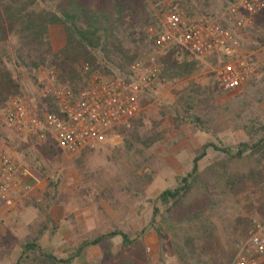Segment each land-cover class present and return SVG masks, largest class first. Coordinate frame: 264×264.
Here are the masks:
<instances>
[{
    "label": "rangeland",
    "instance_id": "1",
    "mask_svg": "<svg viewBox=\"0 0 264 264\" xmlns=\"http://www.w3.org/2000/svg\"><path fill=\"white\" fill-rule=\"evenodd\" d=\"M148 12L159 19L162 32L167 18L175 12L213 29H232L226 23L225 0H170L159 7L150 4ZM236 36L238 50L250 57L253 72L249 81L236 91H221L216 71L223 59L218 54L197 58L189 53V59L199 63L193 75L188 80L158 84L142 100L139 117L148 129L161 132L163 140L139 156L128 152L123 137L117 135L71 154L62 150L46 129L35 135L23 134L0 118V151L11 155L19 169L29 173L31 183L29 194L13 210L0 215V264H15L28 241H38L50 256L66 258L84 241L116 229L130 232L136 239L152 221V201L175 188L177 178L191 171L203 145L212 142L237 147L249 141L245 126L256 121L264 124V14ZM50 39L55 52L62 49L64 28L51 27ZM157 55L162 54L155 48L145 60ZM51 71L55 70L41 69L32 80L25 70H14L35 111H41L40 82ZM192 98L194 103H188ZM176 115L187 123L176 127L172 122ZM196 117L203 124H192ZM249 166L246 161H231L209 149L200 171L213 167L220 174H233L246 172ZM143 174L152 175L153 180L141 187L136 182ZM49 182L57 185L51 190L53 199L45 195ZM137 188L142 190L140 195H136ZM196 202L200 209L205 208L202 214L188 206L175 215L160 207L156 217L159 230L126 250L125 257L137 264H184L180 258L191 248L186 240L194 238L200 242L192 246L206 252L195 264H227L237 245L264 222V183L248 185L238 195L222 194L214 204ZM111 245L117 257L123 247L121 238L111 240ZM104 263V246L98 245L86 248L74 264ZM24 264L51 263L32 254Z\"/></svg>",
    "mask_w": 264,
    "mask_h": 264
},
{
    "label": "trees",
    "instance_id": "2",
    "mask_svg": "<svg viewBox=\"0 0 264 264\" xmlns=\"http://www.w3.org/2000/svg\"><path fill=\"white\" fill-rule=\"evenodd\" d=\"M167 1L170 0H0V111L12 98L24 97L19 77L14 73L19 68L32 80H36L41 69L55 70L58 84L74 95L88 88L93 75L115 77L116 72L129 75L130 67L136 61L151 57L157 48V36L162 34L159 19L148 12V6L159 7ZM53 26L64 28L65 45L58 52L53 50L50 39ZM151 28L157 36L149 33ZM188 54L183 49L171 48L154 57L153 64L160 68V83L188 80L193 75L199 63L189 59ZM148 62L151 63V59ZM45 102L49 113L62 117L54 99ZM188 103H194V99ZM179 116L172 119L176 127L187 123ZM195 120L191 123L203 124L199 117ZM244 131L249 141L237 147L218 146L212 142L203 145L192 161L191 171L177 178L175 188L165 190L152 201L155 205L152 221L138 232L136 239H132L130 232L116 229L84 241L66 258L50 256L38 241H28L22 246L21 256L15 264H24L32 254H38L51 264H74L86 248L98 245L104 246V264H137L128 260L125 252L151 231L159 230L156 217L160 207L174 215L183 206L202 214L205 208L200 209L199 202L196 204L195 201L214 204L222 194L238 195L248 185L264 183V124L256 121L245 126ZM116 135L123 137L125 148L137 156L163 140L161 132L147 128L142 116L132 121L131 129L120 128ZM209 149L231 161H246L250 165L248 171L220 174L213 167L200 171V162L207 157ZM137 177L136 183L141 187L153 180L149 174ZM56 189V183L49 182L46 197L53 199L51 190ZM141 193V188H137L136 195ZM117 237L121 238L123 247L114 257L111 240ZM197 242L200 241L194 238L186 240V245L191 248L188 255L180 258L184 264L200 262L201 253H206L198 252L192 246Z\"/></svg>",
    "mask_w": 264,
    "mask_h": 264
},
{
    "label": "built area",
    "instance_id": "3",
    "mask_svg": "<svg viewBox=\"0 0 264 264\" xmlns=\"http://www.w3.org/2000/svg\"><path fill=\"white\" fill-rule=\"evenodd\" d=\"M227 24L231 28L213 29L204 22H190L182 12L169 15L164 31L157 36L156 46L161 54L180 48L197 58L218 54L223 59L217 69V87L224 92L240 89L252 76L250 57L237 47L236 32L240 33L253 20L264 14V0H225ZM145 59L136 61L129 75L102 77L93 75L88 88L77 94L58 84V73L51 71L41 80V111L30 107L26 97L12 98L0 118L19 133L35 135L46 129L57 145L71 154L94 148L116 135L120 128L129 130L132 121L142 112V100L160 83V68ZM87 70V68H85ZM54 99L62 117L51 114L45 100ZM29 177L20 171L15 159L0 151V210L14 206L13 190L30 186ZM230 264H264V222L253 228L237 245Z\"/></svg>",
    "mask_w": 264,
    "mask_h": 264
},
{
    "label": "crops",
    "instance_id": "4",
    "mask_svg": "<svg viewBox=\"0 0 264 264\" xmlns=\"http://www.w3.org/2000/svg\"><path fill=\"white\" fill-rule=\"evenodd\" d=\"M29 181H30V179L28 177L27 179L24 180V183H22V186L25 185V184H28L30 186L31 183ZM28 194H29V192L28 193H24L22 191V187L21 188L18 187L17 189L13 190V198H14V202H15L14 206L12 208H3V209H1L0 210V215L6 214L7 212L13 210L18 205V203L21 202Z\"/></svg>",
    "mask_w": 264,
    "mask_h": 264
}]
</instances>
